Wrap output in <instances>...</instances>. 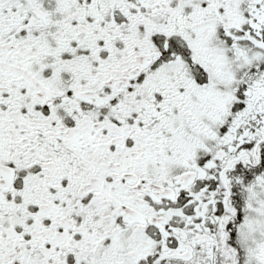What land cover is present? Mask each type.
<instances>
[{"label":"snow or ice","instance_id":"snow-or-ice-1","mask_svg":"<svg viewBox=\"0 0 264 264\" xmlns=\"http://www.w3.org/2000/svg\"><path fill=\"white\" fill-rule=\"evenodd\" d=\"M0 264H264V0H0Z\"/></svg>","mask_w":264,"mask_h":264}]
</instances>
